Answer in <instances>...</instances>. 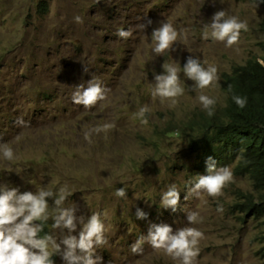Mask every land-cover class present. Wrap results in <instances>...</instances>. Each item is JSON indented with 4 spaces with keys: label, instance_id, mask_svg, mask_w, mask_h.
<instances>
[{
    "label": "rangeland",
    "instance_id": "374dc122",
    "mask_svg": "<svg viewBox=\"0 0 264 264\" xmlns=\"http://www.w3.org/2000/svg\"><path fill=\"white\" fill-rule=\"evenodd\" d=\"M220 10L247 23L232 47L203 36L204 25ZM147 19L152 25L139 27ZM161 21L179 35L157 55L151 34ZM121 28L131 36L118 37ZM262 42V0H0V144L15 154L7 161L0 151V184L21 194L67 185L71 195L65 207L75 206L85 222L94 212L101 214L106 243L95 251L102 264H179L146 242L143 254L131 252L151 224L161 223L174 233L190 226L203 234L194 264H264V211L246 214L241 208L245 196L257 197L252 182L237 175L234 164L226 165L232 179L219 196L201 193L186 200L196 176L207 173L194 170L198 161L185 134H166L169 127L179 132L193 117L208 113L199 94L215 99L213 111L224 108L223 74L261 56ZM189 56L217 68L218 79L208 88L193 90L195 82L183 73ZM165 62L178 68L184 89L175 104L151 94ZM92 76L110 91L85 109L73 103L72 94ZM145 105L147 124L135 115ZM21 117L24 125L17 123ZM104 125L109 127L92 131ZM170 184L180 191L176 211L160 205ZM118 188H125L127 197H117ZM48 203V231L61 237L51 229L54 200ZM137 208L147 219L136 218ZM191 211L198 218L189 225ZM81 230L78 223L71 234L78 237ZM52 260L66 264L59 254Z\"/></svg>",
    "mask_w": 264,
    "mask_h": 264
},
{
    "label": "clouds",
    "instance_id": "9594fccd",
    "mask_svg": "<svg viewBox=\"0 0 264 264\" xmlns=\"http://www.w3.org/2000/svg\"><path fill=\"white\" fill-rule=\"evenodd\" d=\"M81 22L80 17L75 18ZM153 21L147 19L141 28L152 25ZM241 30L247 31V23L235 16H228L225 10L214 13L210 23L204 25L203 36L215 41L226 42L227 47L238 43ZM131 31L119 29L116 35L127 39ZM177 29L167 21H161L159 26L154 28L151 34L153 51L160 55L177 41ZM199 58L189 56L183 66L185 76L195 82L193 90H203L218 79L217 68L208 65L204 66ZM164 74L155 75V84H152V97H159L161 100H171L176 103V98L183 95L184 89L180 86L179 70L173 64L165 62L162 65ZM85 71H87L85 69ZM109 89L102 86L95 76L86 84L81 83L75 86L72 94V101L76 105H82L85 109L95 106L99 101L107 98ZM197 99L212 116L215 99L208 95L199 94ZM235 104L244 108L247 104L245 97H232ZM150 111L147 105L140 107L135 114L142 123L147 124L146 113ZM17 123L24 125L23 118H18ZM109 125L96 127L93 132L99 133L106 130ZM90 133H85V138ZM0 151L5 160L11 161L15 158L14 151L7 144H0ZM207 175L196 176L195 182L187 190L185 199L190 196L200 197L201 193L217 197L221 194L225 185L231 181L232 172L227 166H218L216 160L209 157L206 161ZM71 195L68 186L64 185L57 190H50L48 187H40L35 194L32 192L19 193L17 188H9L0 184V264H53V253L62 256L66 264H102V258L96 256L95 249L106 243L104 237L105 224L99 212H94L85 222L83 216H76L75 206L65 207L67 198ZM115 195L119 198L127 197L125 188H118ZM49 198L54 200L52 206L54 215L51 216L53 223L51 229L59 231L61 237L53 232H46L44 223L49 218ZM180 204V191L175 184L167 186L161 193V207L176 211ZM222 212V206L217 208ZM147 213L142 209H136L137 219H147ZM198 212H187L189 225L197 222ZM82 225L78 237L71 233L76 232L77 224ZM64 230L68 234L63 235ZM44 233L41 236V233ZM202 233L194 227H183L175 233L171 226L166 223L151 224L146 236L141 235L131 247L133 254H143L145 242L155 250H163L179 264H194V258L198 255V243ZM50 249L53 250L50 252ZM95 256V258H94Z\"/></svg>",
    "mask_w": 264,
    "mask_h": 264
},
{
    "label": "trees",
    "instance_id": "16d2710c",
    "mask_svg": "<svg viewBox=\"0 0 264 264\" xmlns=\"http://www.w3.org/2000/svg\"><path fill=\"white\" fill-rule=\"evenodd\" d=\"M264 3V0H262ZM45 3L40 4L44 8ZM261 56H252L244 64L236 65L223 74L221 90L226 105L193 117L181 131L169 127L166 134L188 138V146L197 158V174L207 173L206 161L212 157L218 166L235 165V173L247 177L257 197L245 196L243 213L264 211V42L258 44ZM247 99L244 108L238 107L232 97ZM259 212V211H258ZM44 228L49 232L45 221ZM44 233H41L43 236Z\"/></svg>",
    "mask_w": 264,
    "mask_h": 264
}]
</instances>
